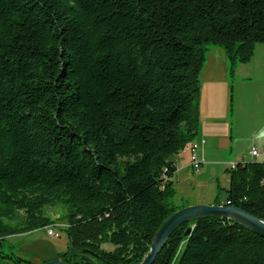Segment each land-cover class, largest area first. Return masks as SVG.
<instances>
[{
  "label": "trees",
  "instance_id": "trees-1",
  "mask_svg": "<svg viewBox=\"0 0 264 264\" xmlns=\"http://www.w3.org/2000/svg\"><path fill=\"white\" fill-rule=\"evenodd\" d=\"M210 45L231 75L249 63L264 0H0V264H30L6 239L52 226L55 206L63 262L142 261L188 206L172 157L197 136ZM226 172L213 205L264 221V163ZM154 264H264V238L210 217L176 228Z\"/></svg>",
  "mask_w": 264,
  "mask_h": 264
},
{
  "label": "rangeland",
  "instance_id": "rangeland-1",
  "mask_svg": "<svg viewBox=\"0 0 264 264\" xmlns=\"http://www.w3.org/2000/svg\"><path fill=\"white\" fill-rule=\"evenodd\" d=\"M206 48L204 66L199 75V103L207 101V104L209 102L216 111L219 109L222 112V109H225L229 122L224 131L227 138L223 146L218 144L217 138L212 141L211 145H204L203 160L200 152H197L202 161L199 173L189 168L174 176L176 195L173 202L175 204L184 202L190 205L211 206L216 201L223 204L225 191L229 186V174L226 169L232 162L250 161L249 150L254 131L264 121V54L260 58L259 65L255 67V70L253 68L254 75L251 74L252 70L248 69L250 66L248 63L241 64L243 66L240 67L241 69L236 66L231 75L230 64L227 60V84L218 85L216 80L219 72H214L209 68L212 62L209 53L218 47L210 45ZM214 87L218 89L216 88L215 97H212ZM251 89H254L255 98L245 96L251 95ZM224 104L225 106L222 107ZM222 131L223 126L216 130L215 136L221 132L222 137ZM44 214L54 222L49 228L51 227L58 235L57 237L47 235L48 228H42L6 239V245L13 246L12 251L30 264L52 261L67 250V237L63 230L66 226V209L63 206L47 207L44 209ZM105 248L109 249L107 246Z\"/></svg>",
  "mask_w": 264,
  "mask_h": 264
},
{
  "label": "crops",
  "instance_id": "crops-1",
  "mask_svg": "<svg viewBox=\"0 0 264 264\" xmlns=\"http://www.w3.org/2000/svg\"><path fill=\"white\" fill-rule=\"evenodd\" d=\"M264 54V45H256L255 51H254V55L252 60L248 63L250 64V66H248V69L252 70L251 74L254 75V70L255 67L257 65H259L260 63V58L261 56ZM210 55V60H212V62L209 64V68L212 69L214 72L218 71L219 72V76L217 78V82L218 85H225L227 84L226 82V73H227V59L225 57L224 52L221 50V48H216L214 49L212 52L209 53ZM214 59V60H213ZM214 67V68H212ZM240 67H243L242 65H238V69H241ZM254 68V70H253ZM240 71V70H238ZM245 81H247L248 79H244ZM217 87L213 88V95L212 97H215V93H216V89ZM252 93L251 95H245L246 97H252L255 98L253 91L254 89H251ZM227 104V103H225ZM222 105L223 106H225ZM221 107V106H220ZM219 107V108H220ZM227 107V106H226ZM225 107V108H226ZM219 111V109H218ZM216 111L215 107L213 108L209 102L207 104L206 102H200L199 103V123H198V131H197V136L194 140V143H197L198 145L203 141L204 144L203 146H199L197 152H200V157L202 158V154H203V147L204 145L208 144L211 145L212 141L214 139L217 138L218 140V144L221 146H223V144L225 143V139L227 137H225L226 133L224 132L228 125L229 122L227 120L228 115L225 113V109H222L221 111ZM221 126H223V131L222 134L223 136L221 137V132L219 133L218 136H215L216 130H218V128H221ZM228 140V139H227ZM222 141V144H221ZM189 147L190 145L186 146L181 152H179L177 155H175L174 157H172V161L174 162V164L176 165L177 171L175 173V176L177 174H179L181 171H186L190 168L189 164H190V151H189ZM257 148L259 150H264V121L261 122V124L255 129L254 131V136L252 138V144L250 148ZM224 148V147H223ZM225 151H227L224 148ZM198 158H200L197 155ZM201 158L199 159V162L202 164ZM228 158H226L227 160ZM203 160V158H202ZM229 161V159H228ZM250 161H252V158H250ZM245 162V161H244ZM237 164L236 162H232L229 165H235ZM191 169V168H190ZM188 206H191L189 203H187Z\"/></svg>",
  "mask_w": 264,
  "mask_h": 264
},
{
  "label": "water",
  "instance_id": "water-1",
  "mask_svg": "<svg viewBox=\"0 0 264 264\" xmlns=\"http://www.w3.org/2000/svg\"><path fill=\"white\" fill-rule=\"evenodd\" d=\"M210 217L225 218L239 224L245 230L264 238V221L242 209L230 205H191L176 211L165 220L152 238L148 252L139 264H154L156 257L165 247L169 237L179 226ZM190 231L191 228H187L185 235H188ZM66 255L67 253L61 254L56 259L43 264H67L62 261Z\"/></svg>",
  "mask_w": 264,
  "mask_h": 264
},
{
  "label": "built area",
  "instance_id": "built-area-1",
  "mask_svg": "<svg viewBox=\"0 0 264 264\" xmlns=\"http://www.w3.org/2000/svg\"><path fill=\"white\" fill-rule=\"evenodd\" d=\"M204 142L202 141L199 145H196L194 148H189L190 151V168L192 171L199 173L201 163L197 157V150L198 147L201 145L203 146ZM249 155L253 161H257L260 163H264V150H259L257 148H250ZM230 167H234V165H230ZM47 235L57 237L58 235L54 232H47Z\"/></svg>",
  "mask_w": 264,
  "mask_h": 264
},
{
  "label": "bare ground",
  "instance_id": "bare-ground-1",
  "mask_svg": "<svg viewBox=\"0 0 264 264\" xmlns=\"http://www.w3.org/2000/svg\"><path fill=\"white\" fill-rule=\"evenodd\" d=\"M196 145H198V144L193 142V143L190 145L189 148H194V147H196ZM47 232H54V231H53L51 228H48Z\"/></svg>",
  "mask_w": 264,
  "mask_h": 264
}]
</instances>
